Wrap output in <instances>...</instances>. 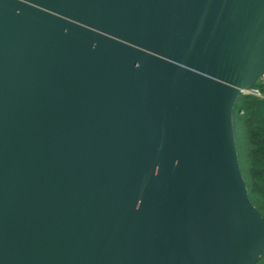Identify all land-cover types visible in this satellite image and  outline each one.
I'll return each mask as SVG.
<instances>
[{
  "label": "water",
  "instance_id": "95a60500",
  "mask_svg": "<svg viewBox=\"0 0 264 264\" xmlns=\"http://www.w3.org/2000/svg\"><path fill=\"white\" fill-rule=\"evenodd\" d=\"M263 76L264 0H0V264H258Z\"/></svg>",
  "mask_w": 264,
  "mask_h": 264
},
{
  "label": "trees",
  "instance_id": "16d2710c",
  "mask_svg": "<svg viewBox=\"0 0 264 264\" xmlns=\"http://www.w3.org/2000/svg\"><path fill=\"white\" fill-rule=\"evenodd\" d=\"M251 88L264 96V82L261 80ZM233 117L240 170L251 203L264 217V98L242 95ZM258 264H264V255Z\"/></svg>",
  "mask_w": 264,
  "mask_h": 264
},
{
  "label": "built area",
  "instance_id": "2783aa9c",
  "mask_svg": "<svg viewBox=\"0 0 264 264\" xmlns=\"http://www.w3.org/2000/svg\"><path fill=\"white\" fill-rule=\"evenodd\" d=\"M260 80L262 82H264V76ZM249 94L256 95V96L264 98V96H262V94L258 90H255V89H252V88H248V89L244 90V95H249Z\"/></svg>",
  "mask_w": 264,
  "mask_h": 264
}]
</instances>
